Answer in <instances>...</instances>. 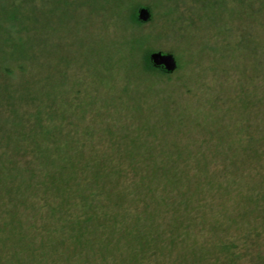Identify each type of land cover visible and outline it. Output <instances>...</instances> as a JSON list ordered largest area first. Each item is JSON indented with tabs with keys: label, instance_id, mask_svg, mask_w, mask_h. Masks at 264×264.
Masks as SVG:
<instances>
[{
	"label": "trees",
	"instance_id": "1",
	"mask_svg": "<svg viewBox=\"0 0 264 264\" xmlns=\"http://www.w3.org/2000/svg\"><path fill=\"white\" fill-rule=\"evenodd\" d=\"M223 4L230 13L232 7ZM136 8L131 18L142 24ZM239 13H243L244 22L240 20L238 31L242 32V39L238 45L242 48L240 53H246L242 54L244 60L249 61L244 65L253 63V71L247 76L244 71L239 74L244 78L241 77L236 97L229 98L232 103L225 112L221 108L216 114L198 109L197 116L185 115L182 106L174 108V94L151 91V87L143 88L142 93L146 90L153 96L143 95L149 104L142 107L141 96L134 97L132 92L144 82L143 75L165 77L167 84L173 74L153 66L145 52L142 60L127 58L124 67L128 79L117 98L121 102L136 100L135 106L127 109L134 111L136 122L124 127L129 135L110 127L108 139L103 138L109 142L116 138L119 147L103 145L96 130H106L96 122L87 123L89 128L84 133L77 129L61 138L54 126L41 127L44 143L40 146L34 139V166L23 168L27 176L21 173L23 178L14 190L23 199L19 201L32 209V220H44L41 215L47 212L52 219L58 217L64 222L58 227L48 223L47 228L42 226L39 233H34L32 227H40L33 220L24 235L20 234L21 227H16L18 238L13 244L20 249L16 251L17 258L13 252L9 259L4 258L5 246L11 243L13 250L11 233L0 237V264H102L110 257L118 264H138L148 258L162 260L160 255L173 254L177 246H181L180 251L171 255L176 264H199L200 260L208 264H264V238L259 240L264 237V229L228 233L234 223L244 225L247 219L264 225V43L253 35L260 29L264 31V0H240ZM103 74V69L96 72L97 78ZM133 84L136 88L130 89ZM201 98L210 103L205 93ZM250 116L253 121H248ZM107 117L111 114L103 119L108 120ZM59 119V123L63 122L60 115ZM189 119L193 130L184 127L183 121ZM202 126L209 136L195 141L199 145L196 151L185 153L186 146L180 147L175 136L167 137L173 130L198 134L197 127ZM60 130L59 124L57 132ZM247 137L249 144L243 146L241 142ZM86 149L91 153L86 154ZM180 166L196 167L197 171L188 172V168ZM219 190L229 196L230 204L212 209L217 219L210 221L212 239L207 244L199 245L190 231L167 232L160 229L159 220V229L155 224L157 213L179 212L178 218L200 214ZM57 198L59 201L53 203ZM231 206L233 213L229 212ZM5 226L7 223L0 228ZM188 227L191 226L185 229ZM210 245L218 248L216 255Z\"/></svg>",
	"mask_w": 264,
	"mask_h": 264
},
{
	"label": "rangeland",
	"instance_id": "2",
	"mask_svg": "<svg viewBox=\"0 0 264 264\" xmlns=\"http://www.w3.org/2000/svg\"><path fill=\"white\" fill-rule=\"evenodd\" d=\"M223 2L232 7L230 13ZM239 3L240 0H0V227L7 223L0 228V237L11 233L9 242L13 244L18 238L14 229L20 226V234L24 235L26 226L31 227L35 220L30 216L32 209L19 201L23 199L17 197L14 189L23 178L21 173L27 176L23 168L34 166V139L40 142V146L44 143L40 136L42 126H54L56 135L61 138L72 135L70 132L77 129L84 133V129L89 128L87 123L96 122L95 125H103L101 128L106 130H96L105 147L121 145L116 143V138L112 142L103 138L108 139L110 127L125 134L124 127L136 122L134 111L127 110L129 106H135L136 100L121 102L117 99L128 79L124 67L127 58L142 60L147 52L150 59L152 52L163 51L174 54L178 62L167 84L165 77L143 75L144 82L132 92L134 97L141 96L142 107L149 104L143 95L153 96L146 90L142 93L143 88L151 87V91L165 90V94H174V108L182 106L185 115L197 116L195 110L199 114L198 109L216 114L221 108V112H225L232 103L229 98L236 97L241 77L244 78L239 74L244 71L247 76L253 71V63L244 65L249 61L244 60L246 53H240L242 48L238 45L242 39V32L238 30L244 22ZM142 6L150 10V19L142 24L134 23L131 18L133 10L137 7V12ZM253 35L264 43L262 29ZM98 69L105 71L100 78L96 76ZM202 93L210 100L209 104L201 98ZM54 95L57 98H52ZM107 113L111 117L104 120ZM174 114L178 116V112L174 111ZM190 120L183 121L184 127L193 130ZM253 120V116L248 119ZM171 122L174 123V118ZM59 124L61 133L57 132ZM197 133L192 135L188 130L182 133L173 130L167 137L175 136L180 147L186 146L187 153L198 150L195 141L200 142L209 136L203 126L202 129L197 127ZM248 138L241 142L243 146L249 144ZM106 151L110 152V148ZM85 152L91 153L89 149ZM181 168H188V172L197 171L196 167ZM223 191H215L214 198L207 202L209 206L206 205L200 214H183L178 218L179 212L157 213L155 224L159 229V223L160 229L167 232L190 231V236L199 245H205L212 239L210 221L217 219L212 209L230 204L229 196ZM58 201L57 198L53 203ZM168 201L175 202L174 199ZM229 212H234L233 206ZM41 216L44 220H35V225L40 228L33 226L31 231L34 233H39L42 226L47 228L48 223L58 227L64 222L58 217L52 219L47 212ZM162 220L168 222L164 224ZM247 220L244 225L234 223L228 233L235 234L245 228L264 229V225L257 221ZM186 226L191 227L185 229ZM180 248L177 246L173 254L165 252L160 255L162 260L148 258L138 264H176L172 262V256ZM17 250L20 249L14 244L12 251L11 243L5 246L4 258L9 259L12 252L17 258ZM211 251L216 255L218 248ZM102 264L118 263L110 257ZM199 264L208 263L200 260Z\"/></svg>",
	"mask_w": 264,
	"mask_h": 264
},
{
	"label": "water",
	"instance_id": "3",
	"mask_svg": "<svg viewBox=\"0 0 264 264\" xmlns=\"http://www.w3.org/2000/svg\"><path fill=\"white\" fill-rule=\"evenodd\" d=\"M137 18L141 22H147L150 19V10L142 6L137 11ZM150 61L153 66L161 68L169 73L174 72L178 67V62L174 54L163 51H155L150 54Z\"/></svg>",
	"mask_w": 264,
	"mask_h": 264
}]
</instances>
